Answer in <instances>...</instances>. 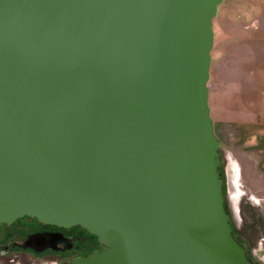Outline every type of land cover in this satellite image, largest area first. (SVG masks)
Returning <instances> with one entry per match:
<instances>
[{
	"label": "water",
	"instance_id": "water-1",
	"mask_svg": "<svg viewBox=\"0 0 264 264\" xmlns=\"http://www.w3.org/2000/svg\"><path fill=\"white\" fill-rule=\"evenodd\" d=\"M224 0H0V222L81 226L65 264H255L209 104Z\"/></svg>",
	"mask_w": 264,
	"mask_h": 264
},
{
	"label": "crops",
	"instance_id": "crops-1",
	"mask_svg": "<svg viewBox=\"0 0 264 264\" xmlns=\"http://www.w3.org/2000/svg\"><path fill=\"white\" fill-rule=\"evenodd\" d=\"M226 1L228 0H224L223 3ZM229 1L232 6L228 11V20L231 21V25H236L237 29L225 28L224 20L219 23V32L225 34L226 38H220L224 41L219 44L218 63L226 60L227 56L232 58V51L228 53L226 43L230 47L241 39L250 42L253 47L254 44H264V0ZM247 22L256 23L255 30L249 28L243 33L242 25ZM252 53L253 56H249L252 60L244 59L242 72L231 69L217 70L214 74L212 90L209 86L212 91L210 106L215 132L218 128L220 134L229 143L228 148L236 152L239 147L235 144L243 146L249 152L250 159L262 160L264 159V54L256 55L253 49Z\"/></svg>",
	"mask_w": 264,
	"mask_h": 264
},
{
	"label": "rangeland",
	"instance_id": "rangeland-1",
	"mask_svg": "<svg viewBox=\"0 0 264 264\" xmlns=\"http://www.w3.org/2000/svg\"><path fill=\"white\" fill-rule=\"evenodd\" d=\"M231 6L232 4L229 0L223 3L220 15L214 18L215 50L213 46L210 80L208 82L211 90L214 74H216L217 70L231 69L242 72L245 65L244 59H250L249 56H253L252 49L256 55L264 54V44H254L253 47L250 42L239 39L230 47L226 43V50L228 53L232 51V58L227 56L226 60L218 63L219 44L224 41L220 38H226L225 34L219 32V23L224 20L226 23L225 28L232 29L234 27V30L237 29L236 25H231V21L228 20V11ZM254 25H256L254 22L243 24L241 28L242 32L244 33L249 28L252 31L255 30ZM210 88L209 94H212ZM210 103L212 104V97H209ZM215 133L220 141L224 196L230 221L234 228V234L241 243L253 245V249L251 248L252 250H250V257L259 264H264V159H250L248 156L249 152L246 151L247 149L237 144L235 146L239 148L236 152L234 149H229V143L220 134L218 128Z\"/></svg>",
	"mask_w": 264,
	"mask_h": 264
},
{
	"label": "flooded vegetation",
	"instance_id": "flooded-vegetation-1",
	"mask_svg": "<svg viewBox=\"0 0 264 264\" xmlns=\"http://www.w3.org/2000/svg\"><path fill=\"white\" fill-rule=\"evenodd\" d=\"M242 244L250 257L253 245ZM104 249L98 237L81 226L60 227L28 216L0 222V264H65Z\"/></svg>",
	"mask_w": 264,
	"mask_h": 264
},
{
	"label": "trees",
	"instance_id": "trees-1",
	"mask_svg": "<svg viewBox=\"0 0 264 264\" xmlns=\"http://www.w3.org/2000/svg\"><path fill=\"white\" fill-rule=\"evenodd\" d=\"M220 170H221V168H220ZM221 174H222V178H223V180H224V177H223V173H222V171H221ZM227 207V206H226ZM238 239V238H237ZM239 240V239H238ZM253 260V259H252ZM255 264H257V263H255Z\"/></svg>",
	"mask_w": 264,
	"mask_h": 264
}]
</instances>
